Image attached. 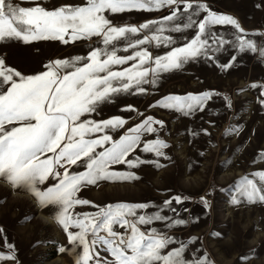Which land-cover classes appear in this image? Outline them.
<instances>
[{
  "label": "snow or ice",
  "instance_id": "snow-or-ice-1",
  "mask_svg": "<svg viewBox=\"0 0 264 264\" xmlns=\"http://www.w3.org/2000/svg\"><path fill=\"white\" fill-rule=\"evenodd\" d=\"M132 11L160 14L120 24L108 15ZM38 41L89 43L83 54L50 58L28 74L0 56V180L26 191L40 208L55 206L54 219L68 245L57 251L70 254L73 264H214L207 251L195 247L199 237L176 236V229L198 219L184 218L172 207L190 197L174 195L159 205L93 204L78 193L101 182L135 181L141 165L160 168L159 158L169 159L161 135L167 130L164 119L130 103L123 106L127 116L105 118L103 105L120 96H151L164 74L191 62L208 61L226 71L238 53L264 60V29H246L207 0H78L52 8L36 0L30 6L0 0V42L30 46ZM248 90H258L264 109V82L238 89ZM220 96L222 107L233 110L232 98L215 89L161 94L146 107L188 117L206 111ZM240 131L237 121L225 135ZM137 151L155 159H142ZM232 162L231 157L222 161ZM257 163L260 167L230 182L231 205L264 204V148L251 161ZM209 193L199 196L205 209ZM90 204L93 211H75ZM4 248L0 264H20L14 244L5 241Z\"/></svg>",
  "mask_w": 264,
  "mask_h": 264
},
{
  "label": "rangeland",
  "instance_id": "rangeland-1",
  "mask_svg": "<svg viewBox=\"0 0 264 264\" xmlns=\"http://www.w3.org/2000/svg\"><path fill=\"white\" fill-rule=\"evenodd\" d=\"M15 2L30 6V0ZM36 2L52 8L78 0ZM207 3L213 10L234 16L246 29H264L262 0H207ZM159 14L132 11L108 15L120 24L136 23ZM88 43L70 42L64 45L58 41H38L29 46L0 42V56L6 57L8 65L28 74L50 58L83 54ZM237 56L238 60L226 71L208 61L191 62L182 70L164 74L151 96H120L103 105L102 115L105 118L114 114L127 116L128 112L123 111V106L130 103L141 112L164 119L167 130L161 135L169 144L165 149L169 159L159 158L163 165L160 168L152 164L141 165L135 169L139 177L135 181L101 182L99 186L82 189L78 196L93 204L125 200L151 201L154 205L174 195L190 197L181 204L172 203L178 215L198 218L175 230L178 239L192 235L199 237L195 247L207 251L214 264H264V204L231 205L228 202L230 182L253 167H260L259 163L252 165L251 161L258 150L264 148V109L256 99L258 90L238 91L251 82H264V60L251 53H238ZM206 89L229 95L233 100V110L222 107V96L214 98L206 111L188 117L146 107L148 102L161 94H184ZM209 120L214 123H208ZM237 121L241 125L239 135H225V129ZM204 128L209 130L208 134L201 131ZM137 154L142 159H155L152 154L139 151ZM228 157L233 162L225 166L222 161ZM222 187L224 191H220ZM209 189L212 190L210 193ZM206 193H209L206 197L209 201L207 209L199 200V196ZM31 199L26 191L13 189L0 180V251H5L4 243L7 241L14 244L20 264H73L74 258L70 254L57 251L59 246L68 245L66 235L54 219L55 206H38L42 214L52 221L45 224ZM93 210L91 204L76 206L75 209Z\"/></svg>",
  "mask_w": 264,
  "mask_h": 264
},
{
  "label": "bare ground",
  "instance_id": "bare-ground-1",
  "mask_svg": "<svg viewBox=\"0 0 264 264\" xmlns=\"http://www.w3.org/2000/svg\"><path fill=\"white\" fill-rule=\"evenodd\" d=\"M31 200H32V202L34 203V200H33V199H31ZM34 204H35V203H34ZM35 207L38 209V212H39L38 215H39V217L43 220V222H44L45 224H49V223L52 222L50 218H48L46 215L42 214V212L39 210L37 204H35Z\"/></svg>",
  "mask_w": 264,
  "mask_h": 264
}]
</instances>
